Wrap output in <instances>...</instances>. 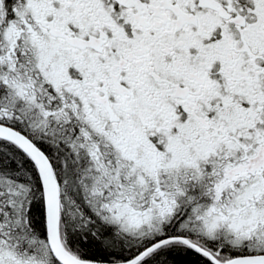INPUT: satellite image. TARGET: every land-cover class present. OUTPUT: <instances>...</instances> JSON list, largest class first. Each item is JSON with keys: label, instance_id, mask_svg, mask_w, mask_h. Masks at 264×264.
<instances>
[{"label": "snow or ice", "instance_id": "snow-or-ice-1", "mask_svg": "<svg viewBox=\"0 0 264 264\" xmlns=\"http://www.w3.org/2000/svg\"><path fill=\"white\" fill-rule=\"evenodd\" d=\"M0 264H264V0H0Z\"/></svg>", "mask_w": 264, "mask_h": 264}]
</instances>
